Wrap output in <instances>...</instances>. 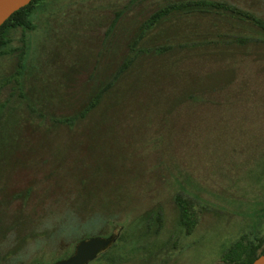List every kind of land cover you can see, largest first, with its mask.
Returning <instances> with one entry per match:
<instances>
[{"label": "trees", "instance_id": "1", "mask_svg": "<svg viewBox=\"0 0 264 264\" xmlns=\"http://www.w3.org/2000/svg\"><path fill=\"white\" fill-rule=\"evenodd\" d=\"M143 1L129 0L127 8ZM38 2L31 0L0 26V57L15 58L16 63L13 70L0 75L4 98L0 137L15 135L12 140L0 138L1 171L11 175L12 182L6 196L0 197V264H17L19 254L33 240L74 237L89 225L102 226L125 213L122 201L110 199L117 189L108 194L96 180L112 179L115 165L109 160L130 159L129 149L122 158L124 149L118 139V148H112L104 146L101 136L112 139L121 124L140 116L147 121L157 112L164 120L154 135L160 150L177 149L182 132L173 122L182 121L188 110L226 98L242 99L251 91L257 97V90H264V14L227 0L157 1L158 7L128 38L125 51L120 49L122 44L112 45L115 28L127 9L121 8L107 30L114 58L107 63L109 71L99 67L100 61L92 67L82 63L56 74L52 87L38 86L34 75L25 74L32 61L24 59L23 51L17 58L15 48L8 47L13 29L36 27L31 15L38 10ZM224 18L229 26L221 28ZM116 36L126 38L119 32ZM237 55L250 57L258 68L245 74L239 65L247 59ZM12 120L15 125L9 126ZM19 136L25 138L26 150ZM163 156L161 152L159 158ZM140 201L132 200L127 207L132 212ZM174 201L186 233H191L197 220L194 199L177 193ZM154 211L152 207L145 210L139 219L150 218ZM156 217L162 219L160 213ZM263 253L264 236L250 240L242 235L222 259L229 264H252ZM105 259L114 260L113 255Z\"/></svg>", "mask_w": 264, "mask_h": 264}, {"label": "rangeland", "instance_id": "2", "mask_svg": "<svg viewBox=\"0 0 264 264\" xmlns=\"http://www.w3.org/2000/svg\"><path fill=\"white\" fill-rule=\"evenodd\" d=\"M157 1L145 0L128 9L129 0H39L38 10L31 15L36 27L13 29L8 47L15 48L13 55L17 58L23 51L24 59L32 61L25 74L34 75L38 86L52 87L56 74L82 63L92 67L100 61L99 67L109 71L107 63L114 58L107 30L117 17V10L127 8L115 28L112 45L118 48L122 44L120 49L125 51L128 38L140 21L158 7ZM227 1L257 15L264 14V0ZM219 26L226 28L229 24L224 18ZM118 32L126 38L118 39ZM51 58L56 62L53 65ZM237 58L247 59L239 65L245 74L258 68L250 57ZM14 59L0 57V75L14 69ZM38 60L41 62L34 65ZM251 93L246 99L226 98L221 103L209 102L188 110L182 121L173 122L177 132H182L177 149L160 150L162 145L154 135L164 120L157 112L147 121L140 116L121 124L119 134H114L117 138L101 136L104 146L112 148H118V139L124 149L122 158L129 149L130 159L109 160L115 165L110 169L112 179L96 180L108 194L117 189L110 199L122 201L125 213L102 226L89 225L74 237L33 240L19 254L17 264H53L70 256L81 239L110 235L114 240L103 256L99 258L100 252L87 264H229L222 256L239 237L245 235L254 240L264 236V90L258 89L257 97ZM3 99L0 94V101ZM10 104L14 106L15 101ZM13 120L9 126L15 125ZM21 136V148L26 150L28 145L23 144L25 138ZM47 137L53 140L51 135ZM0 138L12 140L15 135L10 132ZM161 152L164 159L159 158ZM104 158L102 153L101 159ZM1 169L3 197L12 182L11 175L6 177ZM177 193L195 201L197 220L191 233H186L181 222L174 201ZM132 200L141 201L131 212L127 205ZM151 207L158 213L154 211L150 218L139 219ZM159 213L161 220L156 217ZM37 242L42 243L39 255L30 254ZM112 255L114 260L105 259Z\"/></svg>", "mask_w": 264, "mask_h": 264}, {"label": "water", "instance_id": "3", "mask_svg": "<svg viewBox=\"0 0 264 264\" xmlns=\"http://www.w3.org/2000/svg\"><path fill=\"white\" fill-rule=\"evenodd\" d=\"M31 0H0V26L19 8L30 3ZM113 237L92 236L77 242L74 252L53 264H87L95 259L99 253L109 247ZM252 264H264V253L257 257Z\"/></svg>", "mask_w": 264, "mask_h": 264}, {"label": "clouds", "instance_id": "4", "mask_svg": "<svg viewBox=\"0 0 264 264\" xmlns=\"http://www.w3.org/2000/svg\"><path fill=\"white\" fill-rule=\"evenodd\" d=\"M41 247H42V243H41V242H37L36 245L33 246V247L30 249V254H32V253H39Z\"/></svg>", "mask_w": 264, "mask_h": 264}]
</instances>
